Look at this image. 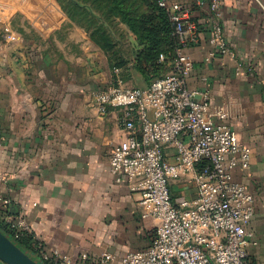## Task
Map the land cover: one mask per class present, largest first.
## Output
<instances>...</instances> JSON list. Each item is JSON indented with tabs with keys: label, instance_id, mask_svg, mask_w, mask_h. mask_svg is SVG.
<instances>
[{
	"label": "crops",
	"instance_id": "crops-1",
	"mask_svg": "<svg viewBox=\"0 0 264 264\" xmlns=\"http://www.w3.org/2000/svg\"><path fill=\"white\" fill-rule=\"evenodd\" d=\"M170 1L190 8L202 30L188 50L190 88L231 106L233 128L251 150L250 170L236 177L255 196L251 259L264 264V0H222L234 57L214 55L207 6ZM80 20L59 0H0V190L13 202L11 214L23 217L47 249L74 262L107 253L119 259L147 249L157 221L145 217L140 194L110 170L111 152L128 134L121 110L102 116L93 99L118 79L148 84L136 67L139 49L128 25L111 30L116 56ZM167 156L174 162L175 150ZM171 191L175 203L196 197L186 178L172 182Z\"/></svg>",
	"mask_w": 264,
	"mask_h": 264
},
{
	"label": "built area",
	"instance_id": "built-area-1",
	"mask_svg": "<svg viewBox=\"0 0 264 264\" xmlns=\"http://www.w3.org/2000/svg\"><path fill=\"white\" fill-rule=\"evenodd\" d=\"M158 2L178 38L168 72L146 88L118 79L93 99L102 116L121 110L120 124L128 134L113 148L110 170L140 194L141 204L149 208L145 217L157 221L152 244L119 259L107 253L74 262L32 237L25 251L40 264H253L255 196L236 177L238 170H250L251 150L233 128L231 106L189 86L194 64L188 50L199 44L202 34L191 9L170 0ZM198 5L209 10L214 55L234 57L225 39L222 0H200ZM169 149L175 150L174 162L168 159ZM184 178L195 185L196 197L175 203L171 184ZM4 181L0 169V185ZM12 205L0 190V225L15 239L30 235L26 220L8 213Z\"/></svg>",
	"mask_w": 264,
	"mask_h": 264
},
{
	"label": "trees",
	"instance_id": "trees-1",
	"mask_svg": "<svg viewBox=\"0 0 264 264\" xmlns=\"http://www.w3.org/2000/svg\"><path fill=\"white\" fill-rule=\"evenodd\" d=\"M59 1L71 17L81 19L87 30L91 31L93 39L116 56L120 53L115 50L116 44L111 30L119 23L128 25L136 36L139 49L136 53V67L148 86L168 72V61L175 54L178 38L169 14L159 6L158 0ZM162 56L167 57L165 62H161ZM8 213L11 214V210ZM0 229L23 250L30 248V235L24 234L15 239L13 232L2 225Z\"/></svg>",
	"mask_w": 264,
	"mask_h": 264
},
{
	"label": "water",
	"instance_id": "water-1",
	"mask_svg": "<svg viewBox=\"0 0 264 264\" xmlns=\"http://www.w3.org/2000/svg\"><path fill=\"white\" fill-rule=\"evenodd\" d=\"M0 261L5 264H40L0 229Z\"/></svg>",
	"mask_w": 264,
	"mask_h": 264
}]
</instances>
